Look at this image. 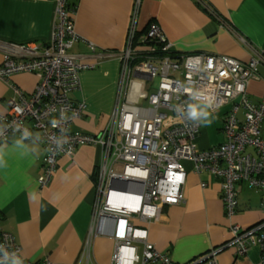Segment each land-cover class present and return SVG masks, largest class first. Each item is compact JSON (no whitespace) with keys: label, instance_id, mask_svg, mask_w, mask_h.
Wrapping results in <instances>:
<instances>
[{"label":"built area","instance_id":"obj_1","mask_svg":"<svg viewBox=\"0 0 264 264\" xmlns=\"http://www.w3.org/2000/svg\"><path fill=\"white\" fill-rule=\"evenodd\" d=\"M52 1L48 43L5 46L11 51L4 52L0 80L12 96L6 102L7 113L0 115V146L14 136L21 139L25 128L32 134L25 141L43 144L41 188L49 184L59 158L70 159L83 145L101 148L92 225L81 259L89 258L94 238L108 236L114 242L110 264H175L148 242L147 229L137 222H159L165 207L184 203L182 162L188 161L195 173L220 180L229 219L237 212L238 184L261 193V220L248 229L232 224L229 244L237 256L258 246L264 264V100L253 102L247 93L249 81L260 79L257 67L264 64L262 57L241 62L222 55L177 54L158 24L137 30L140 0H135L124 46L95 54L98 60L119 62L118 87L106 127L96 135L86 134L72 127L85 109L79 73L94 65L71 54L79 40L74 8L68 0ZM91 50L94 53L92 46ZM24 73L38 79L29 94L11 82V77ZM201 105L211 112L224 110L223 141L203 150L195 143L201 118L192 120L188 114L190 106L199 110ZM0 245L20 256L12 234L1 229ZM215 255L216 250H210L186 264H217ZM40 264L53 263L44 259Z\"/></svg>","mask_w":264,"mask_h":264},{"label":"crops","instance_id":"obj_2","mask_svg":"<svg viewBox=\"0 0 264 264\" xmlns=\"http://www.w3.org/2000/svg\"><path fill=\"white\" fill-rule=\"evenodd\" d=\"M140 0L138 31L154 22L180 55L204 53L222 55L241 62L261 56L264 60V0ZM135 0H68L74 8L73 27L79 40L71 54L80 62L93 64L79 73L85 98L83 115L72 129L96 135L106 127L114 104L117 61L95 58V54L118 51L124 46L126 30ZM52 0H0V64L8 44L45 45L50 40L53 21ZM94 49V53L91 50ZM260 79H252L247 93L253 102L264 100V64L257 67ZM38 79L18 74L11 82L29 94ZM11 90L0 80V115L8 111ZM201 113L205 108L199 107ZM211 127L217 143L223 141L221 123L224 110L213 112ZM201 116L200 124L202 119ZM198 148H206L200 125ZM207 127V125H206ZM14 136L0 146L4 165L0 167V229L12 234L24 261L40 264H110L114 242L108 236L93 239L89 258L81 259L85 239L92 225L94 179L102 160L99 146L83 145L70 159L59 158L49 184L39 187L43 144L23 140L18 147ZM212 146V147H215ZM211 147V148H212ZM35 148V151L32 149ZM186 172L184 203L165 207L159 222L137 225L147 229V240L175 264H186L210 250H216L217 264H260L261 251L251 247L235 255L234 247L224 248L236 224L242 229L261 220V193L240 183L237 212L227 218L221 198L220 180L195 173L193 165L182 162ZM224 245V246H222Z\"/></svg>","mask_w":264,"mask_h":264},{"label":"clouds","instance_id":"obj_3","mask_svg":"<svg viewBox=\"0 0 264 264\" xmlns=\"http://www.w3.org/2000/svg\"><path fill=\"white\" fill-rule=\"evenodd\" d=\"M189 117L192 120H198L203 115L204 117H207L209 114L207 112L201 113L195 106L189 107ZM211 120H208L205 125L211 124ZM55 121H53V127H55ZM32 135L27 128H25L23 137L20 140L16 141V144L18 147H24L23 140H26L29 138V136ZM36 149L33 148L32 151H35ZM4 165V160L2 155H0V167ZM0 253H2L3 258L0 259V264H24L23 258L19 256L16 252H9L4 245H0Z\"/></svg>","mask_w":264,"mask_h":264},{"label":"rangeland","instance_id":"obj_4","mask_svg":"<svg viewBox=\"0 0 264 264\" xmlns=\"http://www.w3.org/2000/svg\"><path fill=\"white\" fill-rule=\"evenodd\" d=\"M117 61V60H115ZM117 73H116V85H115V95H114V104H115V99H116V93H117V87H118V78H119V62L117 61ZM114 104L112 105V108L110 110L109 113H105L104 116H110L112 111H113V108H114ZM202 108H205V111L209 114L207 117H205L204 119H202V123L201 125L203 126V129H202V140L206 143V148H199L200 150H203V149H209L211 148L212 146H214L216 143H217V132L216 130L211 127L210 124L205 125V123H207L208 120H211V121H214V116H213V112H211L208 108L204 107V106H200ZM241 113H239L240 115ZM199 141V139H196L195 143L197 145V142ZM216 146V145H215ZM258 247V246H256ZM259 248V247H258ZM261 262V260H260ZM261 264V263H260Z\"/></svg>","mask_w":264,"mask_h":264},{"label":"water","instance_id":"obj_5","mask_svg":"<svg viewBox=\"0 0 264 264\" xmlns=\"http://www.w3.org/2000/svg\"><path fill=\"white\" fill-rule=\"evenodd\" d=\"M229 242H230V241H227V242L224 244L225 246H224V245H222V246H224V248L232 247V245H230ZM216 253H217V251H216Z\"/></svg>","mask_w":264,"mask_h":264}]
</instances>
